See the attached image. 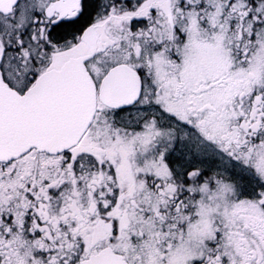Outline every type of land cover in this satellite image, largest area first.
<instances>
[{"label": "snow or ice", "instance_id": "snow-or-ice-1", "mask_svg": "<svg viewBox=\"0 0 264 264\" xmlns=\"http://www.w3.org/2000/svg\"><path fill=\"white\" fill-rule=\"evenodd\" d=\"M0 264H264V0H0Z\"/></svg>", "mask_w": 264, "mask_h": 264}]
</instances>
